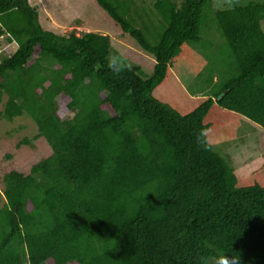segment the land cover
<instances>
[{
	"label": "trees",
	"instance_id": "1",
	"mask_svg": "<svg viewBox=\"0 0 264 264\" xmlns=\"http://www.w3.org/2000/svg\"><path fill=\"white\" fill-rule=\"evenodd\" d=\"M94 2L126 52L42 26L30 0H0V37L18 45L0 58V119L29 117L38 134L19 146L43 138L52 150L3 179L0 264H264V163L242 178L213 147L237 116L264 129V1L225 0L213 21L235 67L212 70L184 109L154 93L208 48L212 0H157L159 25L141 27L133 1Z\"/></svg>",
	"mask_w": 264,
	"mask_h": 264
},
{
	"label": "rangeland",
	"instance_id": "2",
	"mask_svg": "<svg viewBox=\"0 0 264 264\" xmlns=\"http://www.w3.org/2000/svg\"><path fill=\"white\" fill-rule=\"evenodd\" d=\"M132 1L131 16L137 21L138 27L142 25L140 20L147 23L152 21L154 25H159L160 18L153 8L157 0ZM173 1L182 4L185 0ZM234 1L239 5H246L252 1L264 0ZM30 2L33 6H40L38 12L41 15L42 26L66 35L83 36L96 25L100 34L112 39V54L127 51L126 46L113 37L111 29L104 21V14L95 6L94 0H30ZM226 8L225 0H212V6L205 19L206 25L201 33L203 42L208 44V48L202 45L196 47L192 52V57H182L177 61L176 66L171 70L172 74L168 81L154 93L161 101L170 106L184 109L191 100L203 97L202 88L208 81L212 70L228 72L232 67H235L228 44L213 21L216 13ZM46 17L51 20H46ZM261 25L264 31V21ZM0 44V58L2 56V58L9 57L18 50V45L15 43L11 45L5 36L0 37ZM190 49L191 47L187 48L184 53ZM219 79L218 72H215L213 82H218ZM207 87L209 90L211 85ZM7 101L8 97L2 95L0 112L4 111ZM73 116L72 113L65 119H72ZM233 122L230 127L235 130L234 135L232 137H223V135L216 138L213 141V147L228 157L237 174L245 178L259 170L264 163V129L240 116H237ZM37 134L36 124L27 116L16 118L12 122L0 119V208L5 201L4 177L13 171L27 175L35 164L52 154L50 146L43 138L34 142L33 145L19 146L25 138L33 139ZM215 262L211 264H215Z\"/></svg>",
	"mask_w": 264,
	"mask_h": 264
},
{
	"label": "clouds",
	"instance_id": "3",
	"mask_svg": "<svg viewBox=\"0 0 264 264\" xmlns=\"http://www.w3.org/2000/svg\"><path fill=\"white\" fill-rule=\"evenodd\" d=\"M112 64L115 65L116 61L113 60ZM215 264H239V261L234 257H228L226 255H220L216 258Z\"/></svg>",
	"mask_w": 264,
	"mask_h": 264
},
{
	"label": "crops",
	"instance_id": "4",
	"mask_svg": "<svg viewBox=\"0 0 264 264\" xmlns=\"http://www.w3.org/2000/svg\"><path fill=\"white\" fill-rule=\"evenodd\" d=\"M47 16V15H46ZM46 20H51V18H49V17H46L45 18ZM105 19V18H104ZM106 20V19H105ZM104 20V21H105ZM106 22V21H105ZM105 24V23H104ZM107 26H109L108 24H107ZM110 28V27H109ZM112 31V30H111ZM91 32H95V33H99V30H94V29H91V31L89 32V33H91ZM100 34V33H99ZM102 35V34H101ZM112 35H113V33H112ZM106 36V35H105Z\"/></svg>",
	"mask_w": 264,
	"mask_h": 264
}]
</instances>
